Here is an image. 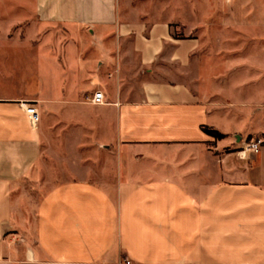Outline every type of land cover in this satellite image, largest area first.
<instances>
[{"label": "crops", "instance_id": "0c3cea01", "mask_svg": "<svg viewBox=\"0 0 264 264\" xmlns=\"http://www.w3.org/2000/svg\"><path fill=\"white\" fill-rule=\"evenodd\" d=\"M17 2L0 24V264H264V143L240 154L264 141V0ZM26 11L36 31H88L95 54L73 37L44 61L11 35ZM26 185L44 195L27 204Z\"/></svg>", "mask_w": 264, "mask_h": 264}, {"label": "rangeland", "instance_id": "374dc122", "mask_svg": "<svg viewBox=\"0 0 264 264\" xmlns=\"http://www.w3.org/2000/svg\"><path fill=\"white\" fill-rule=\"evenodd\" d=\"M31 1L28 0L27 3V9L31 7ZM150 0H122L123 2V11L127 12L130 8H145L147 7L148 4H153L155 2H149ZM158 2L161 3V0H158ZM9 10V13L8 11ZM20 12L21 14L23 13V7L19 9V5L17 0H0V24H7L9 20L13 19V16ZM11 13V14H10ZM27 15V22L22 26V27H17L11 31V35L13 37L16 36H21V39H26L28 41L34 42L39 44V47L41 49H36V55L38 56L39 54L42 56V59L44 61L47 60H52L54 59V41H59V43L62 46V49L64 51H67L68 49L66 48V43L68 41L76 40V50L77 53L79 52L80 55H94L95 50L91 47V40H92V34L89 33L88 31H83V32H77V33H69L65 29L58 28L54 29V26H49V27H41L39 31L35 30L34 27V16L29 15L30 12L26 11ZM10 14V15H6ZM24 14V13H23ZM6 15V16H3ZM86 41L88 43V48L84 49L83 48V42ZM31 48V47H30ZM28 48L29 51H32V49ZM41 52V53H40ZM253 52H258L257 50L252 49ZM34 53V52H33ZM50 56L52 58H50ZM49 62V61H48ZM50 68V67H49ZM53 72H54V64H53ZM263 137V136H262ZM259 139V138H258ZM35 178L31 179L32 182H30V185L36 184L34 180ZM26 191H25V196H26V203L27 204H32L33 202L35 203L38 201L44 193H40L34 189V187H29L26 185ZM23 244V242H22Z\"/></svg>", "mask_w": 264, "mask_h": 264}, {"label": "built area", "instance_id": "2783aa9c", "mask_svg": "<svg viewBox=\"0 0 264 264\" xmlns=\"http://www.w3.org/2000/svg\"><path fill=\"white\" fill-rule=\"evenodd\" d=\"M90 102L94 105H102L105 103V96L103 92L96 91L92 98L89 99ZM24 107H26V113L29 116L32 123L36 124L39 120V112L32 104H23ZM264 141L263 139H256L255 141L246 142L243 147L240 150V154L244 157L247 153H256L259 152L260 148L262 147ZM120 264H131V261L128 259H125Z\"/></svg>", "mask_w": 264, "mask_h": 264}, {"label": "trees", "instance_id": "16d2710c", "mask_svg": "<svg viewBox=\"0 0 264 264\" xmlns=\"http://www.w3.org/2000/svg\"><path fill=\"white\" fill-rule=\"evenodd\" d=\"M204 131L210 135V136H213L215 138H223V135L221 133H219L218 131H215V130H212V129H209L207 127H204Z\"/></svg>", "mask_w": 264, "mask_h": 264}]
</instances>
